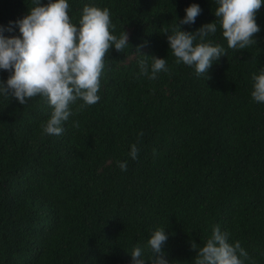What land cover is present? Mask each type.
Masks as SVG:
<instances>
[{"label":"trees","instance_id":"obj_1","mask_svg":"<svg viewBox=\"0 0 264 264\" xmlns=\"http://www.w3.org/2000/svg\"><path fill=\"white\" fill-rule=\"evenodd\" d=\"M68 3L77 27L85 6L108 8L110 32L126 31L130 46L110 49L99 102L71 105L62 135L43 133L53 111L46 98L21 105L0 95V264H133V249L158 228L169 237L170 264H194L190 242L203 247L217 225L245 243L244 264H264V102L251 95L253 76L264 69V4L256 45L232 50L214 15L217 0ZM193 3L202 12L181 30L215 22L205 42L226 52L207 80L177 64L167 40ZM34 6L0 0V27L13 22L3 34L20 36L14 22ZM140 45L148 57L136 52ZM151 56L170 69L155 80L140 75L139 62L150 67ZM8 76L0 70V80Z\"/></svg>","mask_w":264,"mask_h":264},{"label":"clouds","instance_id":"obj_2","mask_svg":"<svg viewBox=\"0 0 264 264\" xmlns=\"http://www.w3.org/2000/svg\"><path fill=\"white\" fill-rule=\"evenodd\" d=\"M32 2L35 6L29 13L14 22L20 36L3 34L13 31L11 21L8 28L0 27V70L9 73L6 81L0 80V95L8 100L15 98L21 105L37 95L46 98L53 111L42 125L43 133L59 136L64 132L62 124L74 114L71 105L82 100L84 103L78 109L82 110L99 102L105 57L113 47L120 53L129 47V34L123 30L117 37L110 32L115 26L111 24L108 8L85 6L77 27L70 21L68 0H48L47 4H42L41 0ZM217 3L214 15L220 18L228 48L242 50L256 45L254 37L261 30L256 15L264 0H217ZM201 12L198 4H191L185 9L184 18L176 23L173 34L166 33L175 62L194 67L196 75L205 76L207 80L211 78L208 73L213 63L226 56L222 46L213 45L210 40L205 42L209 35L217 32L216 23L204 24L195 32L181 30L182 25L194 24ZM142 46L136 49L140 55H143L139 51ZM151 58L150 67L146 60L139 62L141 76L155 80L159 73L170 71L165 58ZM253 80L252 98L264 102V69L254 75ZM73 127L78 128L79 123L74 122ZM138 152L133 144L129 155L135 160ZM118 166L127 171V162H118ZM168 238L165 228L156 229L145 246L137 245L131 252L133 264H170L163 251ZM190 246L196 251L194 264H244L248 259L245 243L232 236L229 238L219 225L213 228L203 247L198 248L194 241ZM145 249L151 253L147 259Z\"/></svg>","mask_w":264,"mask_h":264}]
</instances>
